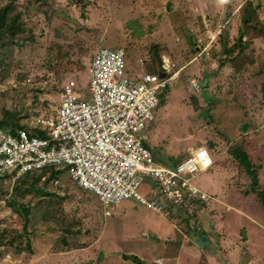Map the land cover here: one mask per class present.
Masks as SVG:
<instances>
[{"label": "rangeland", "instance_id": "1", "mask_svg": "<svg viewBox=\"0 0 264 264\" xmlns=\"http://www.w3.org/2000/svg\"><path fill=\"white\" fill-rule=\"evenodd\" d=\"M8 4L22 29L0 34V120L13 116L31 135L71 79L89 97L99 47L121 46L132 78L171 66L147 129L155 158L170 166L204 146L215 161L192 179L211 199L157 196L164 214L133 197L105 214L66 168L0 180V264H264V206L248 173L263 190L264 0H0Z\"/></svg>", "mask_w": 264, "mask_h": 264}, {"label": "built area", "instance_id": "2", "mask_svg": "<svg viewBox=\"0 0 264 264\" xmlns=\"http://www.w3.org/2000/svg\"><path fill=\"white\" fill-rule=\"evenodd\" d=\"M223 27L219 24L218 33ZM125 55L121 46L96 50L89 67V97L71 79L61 92L56 114L39 120L38 128L49 137L30 135L25 129L13 134L0 127V180L66 168L77 185L98 196L105 214L130 197L156 213H167L160 201L145 196L142 188L147 179L157 183L172 205L211 199L192 183L194 176L214 165L206 147L168 166L155 158L148 145L147 129L155 119L158 94L173 78L170 63L165 61L160 71L164 77L154 72L134 79L127 75Z\"/></svg>", "mask_w": 264, "mask_h": 264}, {"label": "trees", "instance_id": "3", "mask_svg": "<svg viewBox=\"0 0 264 264\" xmlns=\"http://www.w3.org/2000/svg\"><path fill=\"white\" fill-rule=\"evenodd\" d=\"M14 8V5L8 4L0 8V34H9L11 33L12 36H15L19 30L21 31L22 25L21 22L18 20V16H15L12 12ZM160 104V103H159ZM6 124H11L10 129L4 127ZM0 127L8 130L9 132L13 134H17L18 130L21 129L20 126L17 125L15 117L9 116L5 119L0 120ZM31 135H37L42 137H49V134L46 132V130H42L41 128H32ZM238 159L239 157V153ZM250 175L253 176L252 184H251V191L256 193V196L260 200L261 204L264 206V189H259V181H258V175L248 171Z\"/></svg>", "mask_w": 264, "mask_h": 264}, {"label": "crops", "instance_id": "4", "mask_svg": "<svg viewBox=\"0 0 264 264\" xmlns=\"http://www.w3.org/2000/svg\"><path fill=\"white\" fill-rule=\"evenodd\" d=\"M128 76H129V74H128ZM142 76V75H141ZM140 75H137L134 79H139L140 77H141ZM130 77V76H129ZM132 78V77H131ZM150 128V127H149ZM150 141L148 140V145H151V142L149 143ZM214 161H215V159H214ZM178 163V162H177ZM177 163H174V164H172V165H170V166H174V165H176ZM212 167H214V165L212 166ZM212 167L210 168V169H212ZM210 169H208L207 171H209ZM219 169V168H218ZM207 171H205V172H207ZM203 173V172H202ZM216 177H217V174L215 173L214 174V172H212L211 173V180H212V186H213V188L214 187H216L217 186V184H214V181H216ZM215 183H217V182H215ZM142 190H143V192L145 193V194H149V195H151L152 196V198L151 199H156L157 198V196H162L161 195V193H160V191H159V188H158V185L157 186H154V187H150L149 185H143V188H142ZM152 190H155L156 192L154 193ZM253 195H256V193H254ZM214 200H216V201H218V199L217 198H215ZM258 200V203H256L257 205H255V202H257L256 201V199H255V201H254V205L258 208L259 207V209L262 207V205H261V202L259 201V199H257ZM196 201H199V200H196ZM248 217L250 218V221H251V223L250 224H259V225H261V226H263V224H261L260 222H259V220L258 219H256L252 214H248ZM215 223H217V224H219V223H221L220 221H214ZM210 243H211V239H210Z\"/></svg>", "mask_w": 264, "mask_h": 264}, {"label": "water", "instance_id": "5", "mask_svg": "<svg viewBox=\"0 0 264 264\" xmlns=\"http://www.w3.org/2000/svg\"><path fill=\"white\" fill-rule=\"evenodd\" d=\"M160 76L161 77H164L165 76V73L164 72H160ZM196 243L202 247H205L206 244L210 243V239L206 236V235H202L201 237H199L197 240H196ZM125 258H128L127 255H125Z\"/></svg>", "mask_w": 264, "mask_h": 264}]
</instances>
